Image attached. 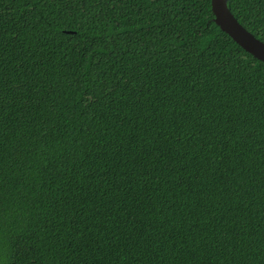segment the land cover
<instances>
[{
	"label": "trees",
	"instance_id": "16d2710c",
	"mask_svg": "<svg viewBox=\"0 0 264 264\" xmlns=\"http://www.w3.org/2000/svg\"><path fill=\"white\" fill-rule=\"evenodd\" d=\"M0 264H264V61L212 0H0Z\"/></svg>",
	"mask_w": 264,
	"mask_h": 264
},
{
	"label": "water",
	"instance_id": "95a60500",
	"mask_svg": "<svg viewBox=\"0 0 264 264\" xmlns=\"http://www.w3.org/2000/svg\"><path fill=\"white\" fill-rule=\"evenodd\" d=\"M214 21L243 49L264 61V41L244 27L229 8L228 0H212Z\"/></svg>",
	"mask_w": 264,
	"mask_h": 264
}]
</instances>
